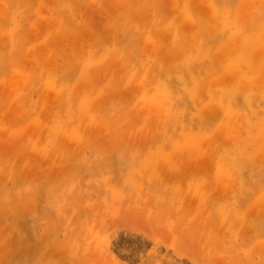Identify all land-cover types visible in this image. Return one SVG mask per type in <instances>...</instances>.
Masks as SVG:
<instances>
[{"label": "rangeland", "instance_id": "obj_1", "mask_svg": "<svg viewBox=\"0 0 264 264\" xmlns=\"http://www.w3.org/2000/svg\"><path fill=\"white\" fill-rule=\"evenodd\" d=\"M0 264H264V0H0Z\"/></svg>", "mask_w": 264, "mask_h": 264}]
</instances>
